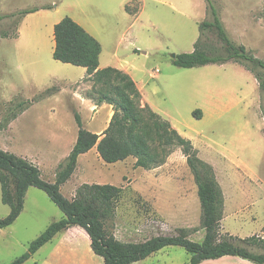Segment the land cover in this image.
I'll use <instances>...</instances> for the list:
<instances>
[{
    "label": "rangeland",
    "instance_id": "rangeland-1",
    "mask_svg": "<svg viewBox=\"0 0 264 264\" xmlns=\"http://www.w3.org/2000/svg\"><path fill=\"white\" fill-rule=\"evenodd\" d=\"M212 2L231 39L264 61V0ZM32 9L40 10L22 15ZM0 16L6 17L0 21V124L8 123L0 133L1 149L32 161L50 183L70 155L79 132L78 94L89 99L87 94L96 89L94 82L85 80V68L53 58L54 27L70 17L101 43L100 69L129 72L141 89L143 106H150L191 140L202 160L212 164L206 155L215 161L219 155L228 158L218 160L224 165L219 170L225 190L222 234L242 239L263 234L264 91L254 75L236 63L184 69L172 62L173 54L193 52L199 24L213 21L206 0H0ZM202 43L210 54L223 53L213 33H207ZM257 73L264 80V70ZM109 110L100 109L89 120L80 113L85 129L105 131ZM196 111L202 112L201 119L194 115ZM57 135L55 157L47 150ZM136 161L131 157L107 164L95 149L79 158L75 175L61 191L73 199L84 184L123 188L116 216L108 224L123 242L176 235L180 229L191 230L190 239L202 241L198 186L182 149L153 170L136 168ZM10 212L2 202L0 184V220ZM63 218L44 191L30 188L20 217L0 230V264L22 258L35 240ZM64 234L24 264H104L92 251L85 231ZM189 260L184 248L172 247L135 264H187Z\"/></svg>",
    "mask_w": 264,
    "mask_h": 264
},
{
    "label": "trees",
    "instance_id": "trees-1",
    "mask_svg": "<svg viewBox=\"0 0 264 264\" xmlns=\"http://www.w3.org/2000/svg\"><path fill=\"white\" fill-rule=\"evenodd\" d=\"M213 21L199 24L200 36L191 53L176 55L172 60L184 69L207 65L236 63L251 72L264 91V80L258 69L264 70V61L254 57L244 45H237L230 37L212 0H206ZM40 9L22 12L29 15ZM5 16H0V21ZM213 33L219 40L223 53L210 54L203 47V38ZM54 60L87 70L85 80L94 82L95 91L87 94L97 106L113 107L114 115L108 128L101 134L84 128L81 116L75 113L79 127L77 141L64 163L59 167L56 181L44 180L39 166L27 158L0 148V184L2 202L10 207L8 217L0 220V230L12 226L22 214L25 198L30 188L44 191L63 212L64 218L53 223L30 247L29 252L13 264H24L57 235L71 228L83 229L91 240L92 251L104 259V264H135L166 248L182 247L190 255L187 264H202L226 256L239 257L253 264H264V230L261 236L238 238L222 234L225 212V195L214 167L199 157L191 140L184 138L172 124L150 106H143V94L134 79L117 68L100 69L101 43L84 27L70 17L54 27ZM51 91V90H48ZM202 118V112L194 114ZM8 123L0 124V133ZM97 149L107 164L136 158V168L153 170L166 164L177 148L187 158L198 186L201 202V229L204 240L199 243L190 239L191 230L180 229L176 235H160L144 242H123L110 231L108 224L116 216L123 188L111 184H84L75 197L66 198L61 188L75 174L79 158ZM259 251V252H258Z\"/></svg>",
    "mask_w": 264,
    "mask_h": 264
},
{
    "label": "crops",
    "instance_id": "crops-1",
    "mask_svg": "<svg viewBox=\"0 0 264 264\" xmlns=\"http://www.w3.org/2000/svg\"><path fill=\"white\" fill-rule=\"evenodd\" d=\"M101 67H102V64H101ZM122 71H125L126 73H128L129 75H131L129 72H127L126 70H123L122 69ZM141 90V89H140ZM78 97H79V99L80 100H77V102H78V104H79V108H78V110H79V112L81 113V114H83V113H85L86 115H87V120H89V119H91V118H94L95 116H94V114H96L97 113V111H99L100 109H110L109 111H110V113H109V116L107 115V117H106V121H108V118H109V123H108V126H109V124H110V121H111V119H112V117H113V115H114V110H113V107L112 106H110V105H107V104H104V105H102V106H97L93 101H91V100H89V99H85V98H83L80 94H78ZM27 111L25 110L17 119H15L14 121H13V123L11 124V127L16 123V122H19L21 119H22V117L24 116V114L26 113ZM79 113V114H80ZM81 114H80V116H81ZM81 118H82V121H83V125H84V128H85V120L83 119V117L81 116ZM106 121H105V123H106ZM108 128V127H107ZM104 131H102V130H99L98 132H96V131H94L93 133H96V134H99V135H101L102 133H103ZM59 138H60V136L59 135H57L55 138H54V140H55V142L56 143H53L52 142V145H51V147L49 148V150H47V153H50V154H53L55 157H57V155H59V152H58V140H59ZM77 138H78V133H75V137H74V141H73V143L70 145L71 146V148L73 149V147H74V145H75V143H76V141H77ZM72 149H71V151H72ZM96 148H94L93 150H95ZM92 150V151H93ZM200 151V150H199ZM57 153V154H56ZM90 153V152H89ZM56 154V155H55ZM88 154V153H87ZM210 155H206V159H208V161H210L212 164V166L214 167V169H215V171H216V175H217V178H218V181H220V179H219V170H220V168H222L224 165L222 164V163H220L218 160H220V159H224V162H227L228 161V158H226L224 155H219V156H217V161H215V160H213L212 158H210L209 157ZM210 158V159H209ZM208 163V162H207ZM75 175V174H74ZM73 175V176H74ZM220 183V182H219ZM221 184V183H220ZM221 186H222V189H223V192H224V194H225V190H224V186L221 184ZM70 200H72V199H70ZM74 230H83V229H81V228H79V227H74V228H71V229H69L68 231H65V232H63V234L64 235H67L68 234V232L70 233H72ZM84 231V230H83ZM59 235H62V233L61 234H59ZM66 237H68V236H66ZM205 237V236H204ZM203 240H204V238H203ZM202 240V241H203ZM202 241H200L199 243H201ZM245 262H244V259H241V258H239V257H231V256H226V257H223V258H221V259H218V260H208V261H204L202 264H244ZM248 264V263H247Z\"/></svg>",
    "mask_w": 264,
    "mask_h": 264
},
{
    "label": "water",
    "instance_id": "water-1",
    "mask_svg": "<svg viewBox=\"0 0 264 264\" xmlns=\"http://www.w3.org/2000/svg\"><path fill=\"white\" fill-rule=\"evenodd\" d=\"M175 58H176V54H173V55H172V59H175Z\"/></svg>",
    "mask_w": 264,
    "mask_h": 264
}]
</instances>
